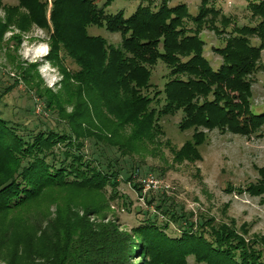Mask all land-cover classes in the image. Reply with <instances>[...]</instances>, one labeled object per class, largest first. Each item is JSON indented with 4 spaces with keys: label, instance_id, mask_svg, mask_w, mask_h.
<instances>
[{
    "label": "trees",
    "instance_id": "obj_1",
    "mask_svg": "<svg viewBox=\"0 0 264 264\" xmlns=\"http://www.w3.org/2000/svg\"><path fill=\"white\" fill-rule=\"evenodd\" d=\"M113 1L52 0L48 13V0H0L1 46L14 45L15 51L25 32L47 30V58L63 76L55 92L42 87L38 64L19 62L21 77L0 91V101L23 80L45 98L46 108L59 107L64 123L30 129L0 113V264H191L190 257L196 264H264V234L248 237L246 224L238 228L233 219L219 222L204 213L195 218L167 194L147 197L143 182L134 178L142 172L135 156L160 143L165 116L181 111L179 129L194 132L182 147L172 146L178 164L201 158L206 130L250 135L264 126V111L252 110L251 80L264 68V0H248L252 17L260 20L245 25L233 24L210 0H202L197 14L184 2L161 0L159 5L141 2L128 16L125 10L107 13ZM91 25L120 33L122 42L91 34ZM205 27L224 35L223 45L212 44L221 59L216 67L205 54ZM65 55L78 69L65 65ZM160 61L167 64L169 79L157 89L153 68ZM91 138L128 157L133 170L125 180L155 206L130 230L118 219L90 218L105 216L118 198L123 206L131 204L119 191L120 157L103 149L97 157L88 155ZM259 173L258 180L237 191L264 195V167ZM172 226L178 233L169 232Z\"/></svg>",
    "mask_w": 264,
    "mask_h": 264
},
{
    "label": "rangeland",
    "instance_id": "obj_2",
    "mask_svg": "<svg viewBox=\"0 0 264 264\" xmlns=\"http://www.w3.org/2000/svg\"><path fill=\"white\" fill-rule=\"evenodd\" d=\"M1 1L6 4L17 3V0ZM105 1L97 0L98 4H103ZM168 1L171 5L186 3L193 14L198 13L202 3V0ZM141 2L159 5L161 0H114L106 7V11L107 13H114L125 10V14L128 16L136 11ZM51 3L52 0H48V13L52 7ZM211 3L219 7L222 13L230 16L234 20L233 24H256L260 20L252 17L248 0H210ZM2 16H4V9L0 7V17L2 18ZM89 32L94 35L102 34L109 43L116 45H119L123 39L120 33H112L102 26L91 25ZM202 34L205 35L203 38H206L208 43L205 46V49H208L205 50V54L211 58L214 67H216L221 59L214 51L212 44L223 45L224 35L217 34L213 28L207 27L203 29ZM11 35L12 31H9L5 33V38L8 39ZM49 42L50 35L47 30L34 27L24 33L23 41L15 51L14 45H10V49H7L6 44L4 46L0 44V91L4 90L6 85L13 84L14 79H20L21 73L17 66L19 62L24 66L33 63L38 64L39 73L43 80L42 87H49L55 92L60 91L63 76L60 71L61 68L47 58L50 50ZM63 61L70 69H78L75 61L68 55L64 56ZM260 61L264 64V50ZM168 75L167 64L160 61L153 68V83L157 89L163 88L169 79ZM252 75V110L255 113H261L264 111V68ZM66 107L69 109L68 111L72 110L71 105H66ZM0 113L5 118L26 125L30 129H39L42 125L44 127L62 128L64 125L60 122L59 107H55V109L46 108L45 98L39 97L35 90H32L23 80H20V84L2 98ZM182 115L183 113L179 111L176 115L163 117L161 124L164 135H160V143L148 145L141 155L135 156L134 160L141 162L139 164L142 167V172H137L139 175L135 174L134 178L136 177L138 182H143L142 193L147 197H150L151 193L157 198L162 193L167 194L172 201L179 204V207L184 206L186 210L193 211L196 215L195 218L204 213L214 216L219 222L231 223L233 219L238 228L246 224L249 230L248 237H251L253 233L264 234V195L255 197L246 191L243 193L237 191V188H244L249 183L258 180L259 168L264 167V126L260 131L250 135L237 134L231 131L223 132L216 127L213 130H206L208 132L207 139L200 147L201 158L195 162L189 160L178 164L173 161L172 146L182 147L194 133L193 129L185 131L179 129L178 123L182 120ZM95 142L92 138L87 141L85 152L88 155L97 157L103 149L108 156L120 157V163L124 170L120 176L119 191L125 195L126 202H131V204L123 206L122 200L118 198V200L110 202V208L105 216L91 215L90 218L92 221L118 219L122 228L130 230L133 226L141 223L148 212L153 213L155 206L147 203L140 196L139 191H136L132 184L125 180L128 177L126 173H131L133 170L130 167L132 162L128 157H123L117 149L109 147L106 143L97 145ZM149 180H156L157 183H150ZM231 185L235 187V190L230 192L227 189ZM110 192L111 187L108 186V196H110ZM80 206L82 205L78 207ZM52 211H55L54 206L51 208ZM26 213L28 212H25L24 215ZM10 217H14V213ZM175 230L173 232L174 226H172V230L169 232L171 234L178 233V230ZM189 262L196 264L193 257L189 258Z\"/></svg>",
    "mask_w": 264,
    "mask_h": 264
},
{
    "label": "built area",
    "instance_id": "obj_3",
    "mask_svg": "<svg viewBox=\"0 0 264 264\" xmlns=\"http://www.w3.org/2000/svg\"><path fill=\"white\" fill-rule=\"evenodd\" d=\"M149 181H150V183H157L156 180H149ZM147 184H148V182H147ZM150 186H151V184H150Z\"/></svg>",
    "mask_w": 264,
    "mask_h": 264
}]
</instances>
